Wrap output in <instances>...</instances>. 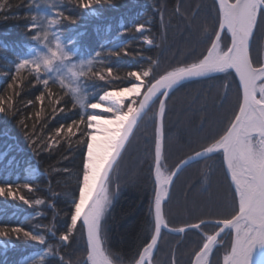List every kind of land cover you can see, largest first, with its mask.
Returning <instances> with one entry per match:
<instances>
[{
  "label": "trees",
  "instance_id": "obj_1",
  "mask_svg": "<svg viewBox=\"0 0 264 264\" xmlns=\"http://www.w3.org/2000/svg\"><path fill=\"white\" fill-rule=\"evenodd\" d=\"M9 5L0 9V93L11 81L15 64L20 59L32 61L38 53H46L53 58L48 76L55 75L57 80L62 79L70 91L80 83L74 81L75 74L89 69L101 70L105 66H111L118 70V75L123 76L129 70L147 68L155 60L157 63L151 65L153 75L162 74L165 70L196 60L214 38L213 0H111L108 3H94L87 8L79 7L76 0H9ZM178 7L179 12L176 11ZM57 11L73 19H61L58 24L47 28L50 33L47 39H34V32L27 30L31 14L49 19L54 18ZM137 24H144L145 29L135 31ZM263 26L264 23H261L256 30L252 44V58L259 62L264 49ZM38 31L42 35L44 29L38 28ZM145 38L151 43H145ZM221 43L228 44V37ZM57 45L70 55L60 56ZM120 48H125L131 55L111 54ZM90 60L92 64L88 63ZM31 66L38 70L45 67L42 63H32ZM22 76L26 79L21 82L22 90L15 110L17 114H0V183H31L37 190L25 194L33 200L42 199L45 203L28 206L0 198V224H22L25 228L43 233L48 243L40 245L30 240L0 238V264H33L49 245L51 254L44 256L43 264H59V255L55 254L57 251L66 261L71 260L76 264L87 255L82 228L75 232L68 248L60 247L57 237L70 221L68 213L73 193L76 192L83 146L76 144L79 139L77 134L71 146L62 142L52 152H33L18 121L24 119L25 108L28 114L34 116L35 110L26 102L34 100L43 87L37 85L27 71L22 70ZM234 77L232 73V78L218 74L195 79L182 83L171 92L165 118L167 139L164 165L169 172L181 160L206 146L209 137L222 127V121L237 98V81ZM114 85L127 87L128 82L114 80L109 85L98 79L85 80L86 102H94L104 90H115ZM225 90L228 92L226 99L222 95ZM50 91L53 95L63 96V103L59 107H67L70 111L49 119L48 131L60 123L78 118L80 113L79 108H71V96H65L58 86ZM43 103L46 105V101ZM40 106L37 104V108ZM157 107L158 101L136 128L117 168L112 172L109 184L111 190L119 185L120 192L107 215L106 247L123 257L124 264H127L133 250L142 246L145 238L146 228L141 222L146 224L152 194L149 149L154 127L150 118ZM90 111L85 109V112ZM32 122L29 119L28 123ZM36 131L42 130L38 127ZM43 134L46 137L48 132ZM64 169L69 171L64 172ZM227 193L228 184L217 157L190 163L175 178L171 197L165 205L170 227H180L199 219L214 221L223 218L230 211ZM215 230L216 225L212 222L205 223L202 230L183 234L165 230L152 264H170L173 251L178 264H191L194 249L203 239L201 232L211 234ZM52 232L56 235L53 236ZM229 244L228 233L216 246L212 264H221Z\"/></svg>",
  "mask_w": 264,
  "mask_h": 264
},
{
  "label": "snow or ice",
  "instance_id": "obj_2",
  "mask_svg": "<svg viewBox=\"0 0 264 264\" xmlns=\"http://www.w3.org/2000/svg\"><path fill=\"white\" fill-rule=\"evenodd\" d=\"M81 8L94 3H108L111 0H76ZM9 0H0V9L9 7ZM180 11L179 7L176 9ZM215 14L214 38L198 58L191 63L181 64L162 74L153 75L151 65L147 68L129 70L123 76L117 74L111 66L101 70L81 72L74 75V81L80 83L67 90L66 83L57 80L55 75L48 76L51 65L43 69L32 67V61L20 59L15 64V72L3 93H0V114L16 115L17 98L22 90V70L33 76L35 83L43 87L33 99L27 100V106L35 110L34 116L27 113L18 123L25 130L36 154L52 152L65 142L71 146L73 138L79 134L77 145L83 146L81 167L77 173L76 192L73 193L68 215L67 228L59 234V246L68 248L75 232L82 228L86 244V258L76 264H124V258L112 253L106 247V219L114 200L119 196L120 186L110 189L112 172L131 141L135 129L147 115L152 105L158 101V107L150 118L154 127L151 136L149 155V176L152 180V194L146 213L145 238L142 246H137L127 258V264H152L159 241L165 230L183 234L192 230H202L206 221L199 219L194 223H185L180 227H170L165 215V205L171 197V186L183 168L192 162L204 158L217 157L228 184L230 211L223 218L212 221L216 225L213 234L201 232L202 242L194 249L191 264H212V255L220 238L225 232L230 234V244L225 249L222 264H257V253L264 251V62L252 58L253 38L261 23H264V0H213ZM60 21L72 20L63 12L57 11L49 18V28ZM27 30L34 32L35 39L40 33L37 16L31 14ZM145 29L137 24L135 31ZM130 31V30H128ZM230 37V43L222 41ZM145 43H151L145 38ZM113 56L131 55L125 48L111 53ZM99 53H97V56ZM92 64V60L88 62ZM238 80L237 98L230 113L222 121V127L211 137L206 146L176 164L170 172L164 165L166 152L165 118L168 112V99L179 85L194 79L223 74L226 78ZM100 80L112 84L114 80H125L127 87L114 85L117 90H104L98 100L86 102L83 88L85 80ZM59 87L64 95L71 96V108L80 109L79 117L68 123H60L51 131L47 129L48 120L70 109L59 107L63 96L53 95L51 88ZM228 85L226 83L225 88ZM9 90L11 93L9 94ZM226 99L228 92L222 94ZM46 101V105L43 103ZM223 103V100H221ZM37 104L41 106L37 108ZM51 109V111H48ZM90 109V112H85ZM29 119L33 122L28 123ZM40 128L42 131L37 132ZM44 132H48L45 137ZM68 172L69 169H64ZM134 182V181H133ZM36 187L23 184L0 183V198L19 201L32 206L45 203L42 199L33 200L25 193H34ZM55 236L56 233L52 232ZM0 238L11 240L24 239L46 245L43 233L25 228L22 224H0ZM221 246H223L221 244ZM51 254V246L33 264H43L44 256ZM59 255V264H73ZM170 264H178L175 251ZM264 264V260L259 261Z\"/></svg>",
  "mask_w": 264,
  "mask_h": 264
},
{
  "label": "clouds",
  "instance_id": "obj_3",
  "mask_svg": "<svg viewBox=\"0 0 264 264\" xmlns=\"http://www.w3.org/2000/svg\"><path fill=\"white\" fill-rule=\"evenodd\" d=\"M60 21L57 19V24L59 23ZM37 23L39 25V28H42L44 29L42 35L41 33L35 37V39H47L48 36L50 35V33L47 31V28H49V19H45V18H42V17H39L37 16ZM45 47H48V45H45ZM57 51L58 53L60 54V56H67V55H70V53H67L64 51L63 47L60 46V45H57ZM56 58H59L56 57ZM53 58L49 55V54H46V53H38L37 56H35L33 59H32V62L33 63H42L45 65V67H47L50 63H51V60Z\"/></svg>",
  "mask_w": 264,
  "mask_h": 264
},
{
  "label": "water",
  "instance_id": "obj_4",
  "mask_svg": "<svg viewBox=\"0 0 264 264\" xmlns=\"http://www.w3.org/2000/svg\"><path fill=\"white\" fill-rule=\"evenodd\" d=\"M229 43H230V37H229ZM264 62V61H263ZM233 74H234V76H235V73L233 72ZM195 80V79H194ZM237 81V84H238V80H236ZM190 156V155H189ZM188 157V156H187ZM185 159V158H184ZM212 222V221H211ZM215 232V231H214ZM213 232V233H214ZM212 233V234H213ZM226 233V232H225ZM224 233V234H225ZM261 260H264V252H262L261 254H258L257 255V258H256V262H257V264H259V261H261Z\"/></svg>",
  "mask_w": 264,
  "mask_h": 264
},
{
  "label": "rangeland",
  "instance_id": "obj_5",
  "mask_svg": "<svg viewBox=\"0 0 264 264\" xmlns=\"http://www.w3.org/2000/svg\"><path fill=\"white\" fill-rule=\"evenodd\" d=\"M264 61V49H263V51H262V56H261V62H263ZM111 90H114V89H111ZM116 90V89H115ZM99 98V97H98ZM98 100V99H97ZM173 136L174 137H176V134L174 133L173 134ZM197 136V135H196ZM189 198H191V195L189 196ZM181 200H182V197H181ZM106 221H107V219H106ZM227 235V234H226ZM221 240V239H220ZM221 264H222V259H221Z\"/></svg>",
  "mask_w": 264,
  "mask_h": 264
},
{
  "label": "bare ground",
  "instance_id": "obj_6",
  "mask_svg": "<svg viewBox=\"0 0 264 264\" xmlns=\"http://www.w3.org/2000/svg\"><path fill=\"white\" fill-rule=\"evenodd\" d=\"M262 252H264V251L258 252L257 255H258V254H261Z\"/></svg>",
  "mask_w": 264,
  "mask_h": 264
}]
</instances>
